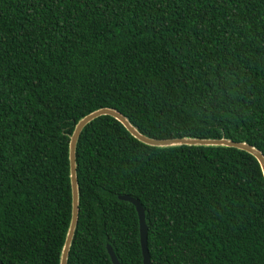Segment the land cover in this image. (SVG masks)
Segmentation results:
<instances>
[{"label":"trees","instance_id":"trees-1","mask_svg":"<svg viewBox=\"0 0 264 264\" xmlns=\"http://www.w3.org/2000/svg\"><path fill=\"white\" fill-rule=\"evenodd\" d=\"M100 107L151 138H227L264 157V0H0V262L58 264L68 137ZM66 264H264L249 153L155 147L100 115L75 144Z\"/></svg>","mask_w":264,"mask_h":264},{"label":"water","instance_id":"water-1","mask_svg":"<svg viewBox=\"0 0 264 264\" xmlns=\"http://www.w3.org/2000/svg\"><path fill=\"white\" fill-rule=\"evenodd\" d=\"M100 115H108L116 119L125 130L133 136L138 141L155 147H170V146H179V145H192V146H225V147H233L239 150H243L249 154H251L257 161L262 177L264 179V157L259 150L254 148L253 146L245 143L233 141L227 138H197V137H173V138H151L146 135L140 133L127 118L122 115L120 112L113 108L109 107H100L89 113L85 114L81 118H79L74 124L71 133L68 137V176H69V185H70V218L68 222V226L64 235V239L62 242V246L59 252L58 264H66L67 253L69 249V245L72 239V235L74 232V228L77 220V212H78V187L76 181L75 174V144L78 138V135L83 128V126L91 121L92 119L100 116ZM117 198L120 200H125L131 203L135 209L137 221H138V241L140 247L141 254V263L142 264H150L149 256L146 248V225L144 222V214L141 204L134 198L128 195H117ZM106 252L108 254L109 260L111 264H119L116 259L111 247L106 244L105 245ZM0 264H2L0 262Z\"/></svg>","mask_w":264,"mask_h":264}]
</instances>
